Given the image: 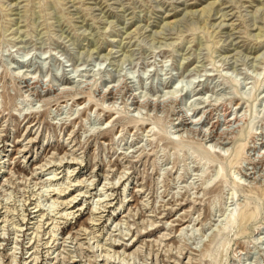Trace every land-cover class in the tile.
Masks as SVG:
<instances>
[{"label":"rangeland","instance_id":"rangeland-1","mask_svg":"<svg viewBox=\"0 0 264 264\" xmlns=\"http://www.w3.org/2000/svg\"><path fill=\"white\" fill-rule=\"evenodd\" d=\"M0 238V264H264V0H0Z\"/></svg>","mask_w":264,"mask_h":264},{"label":"bare ground","instance_id":"bare-ground-1","mask_svg":"<svg viewBox=\"0 0 264 264\" xmlns=\"http://www.w3.org/2000/svg\"><path fill=\"white\" fill-rule=\"evenodd\" d=\"M71 80V79H70ZM25 83H26V87L28 88V89H30V90H36V87H37V85L35 84V82L34 83H30L29 81H25ZM70 84V83H69ZM114 87H115V85H114ZM111 88L110 90H106L105 92L106 93H104L103 94V92H102V97L104 98V99H108V100H115L116 99V96L119 94V92H120V90H119V88L117 89L116 87L115 88ZM65 88V87H64ZM67 88V87H66ZM64 90V89H63ZM62 90V91H63ZM67 90H69V89H67ZM60 91V92H59ZM64 91H66V90H64ZM72 91V90H71ZM83 92V91H82ZM176 92V91H175ZM55 94L54 95H59L60 93H62L61 92V89H58V92L57 91H55L54 92ZM74 93V92H73ZM173 93V92H172ZM37 94H38V96H42L39 92H37ZM55 97H57V96H55ZM45 101H46V99H44ZM134 100H135V97H134ZM76 102H78V100H76ZM135 104H137V101H136V103ZM138 104H139V102H138ZM139 105H141V104H139ZM212 112V111H211ZM227 115V114H226ZM225 115V116H226ZM181 118V117H180ZM178 119V118H177ZM223 121V120H222ZM233 123H235V122H233V120L232 119H230L229 117H225V119H224V124L223 125H226L227 127H226V129L225 130H223V131H220V127H221V125H222V123H221V121L220 120H218V121H216V122H214L213 123V130L210 132V138H212V139H216L217 141H219V143H221V144H226L227 142V139H228V137H229V134H230V131H229V127H231V125H233ZM191 124H193V122H190L185 116L183 117V118H181L180 119V121H179V123H178V125L180 126V127H187V126H189V125H191ZM236 124V123H235ZM193 127V126H192ZM185 129V128H184ZM187 129V128H186ZM191 129V128H190ZM211 130V129H210ZM24 151V150H23ZM61 162H63V161H61ZM79 164L78 162H65L64 163V165H62V166H59V168H61V167H66V168H68V169H70L73 165H75V164ZM45 166V165H44ZM52 168V167H51ZM51 168H49V169H51ZM27 171V170H26ZM63 171H65V170H63ZM61 172H59V173H56V174H60ZM71 174H73V171L71 172ZM71 177V176H70ZM54 179V178H53ZM55 180H59L58 178H55ZM126 180H128V178H126L125 180H123L120 184H112V187L110 186V187H108V189H107V191L105 192V193H101L100 194V196H103L104 194H108L107 192L109 191V190H111L112 192H117L119 189H121V187H122V185L124 184V182H126ZM52 181H54V180H52ZM76 185V184H75ZM84 187H87V188H89V185H87V186H84ZM93 189H96L97 190V187H95V188H91L90 190H88L87 192H91ZM51 191V190H50ZM54 194H53V196H58V198H64L63 200V204H66V206H65V208H63L62 210H60L57 214H59V213H62L64 210H65V212L67 211V209H77L76 210V212H78V211H82V207L81 206H83V205H81L80 203H81V201H82V199L83 198H85L86 196L85 195H82V192L80 193V194H76L77 196H75V195H73L74 193L73 192H67L66 190H62L61 192H55V191H52ZM51 193V192H50ZM82 195V197L80 198V199H78V197L79 196H81ZM69 196H70V200H69ZM107 196H109V200H104V201H102V202H100L99 203V206H102V207H107V204H109L110 203V205L108 206L109 208H114V206H113V200H115V199H117V196L115 197V198H110L111 196L110 195H107ZM88 197V196H87ZM58 201V200H57ZM66 202V203H65ZM27 203V202H26ZM104 203H106V205L104 204ZM35 204V203H34ZM28 206L26 207V209H25V211L27 212V214H24V215H27L28 216V220L25 222V221H23V223L21 224L22 226H26V229L24 230V229H22V228H15L16 229V232H23V236H24V240L22 241V243L25 241V239H26V232L27 231H29L30 229H34L35 228V226H33L32 228H28L29 226V223H32V222H30V220H33V219H37L38 217H44V215H45V212H44V210L40 207V205H36L35 207H34V209L33 210H31L30 208H29V206H31V205H33L32 204V202H30V204H27ZM98 206V207H99ZM86 209H87V207H86ZM96 209H99V210H101L102 208H96ZM55 211V210H54ZM94 211V210H93ZM92 211V214H94L95 215V217L93 218L94 220H97V216L99 217L100 216V220L101 219H103L101 216H103L102 214L104 213V211L105 210H102V211H100L99 213L97 212H93ZM109 211V210H108ZM121 212V211H120ZM49 214V213H48ZM47 214V215H48ZM71 214H74L75 215V213H66V216H69V215H71ZM247 214H248V212H246L244 215H243V217L244 218H246L247 217ZM32 215H34V216H32ZM50 215V214H49ZM54 215V214H53ZM65 215V214H64ZM143 215V214H142ZM63 215H61V217H62ZM117 216L119 217V213L117 214ZM249 216V215H248ZM58 217V216H57ZM57 217H55L54 216V218H57ZM60 217V218H61ZM64 218H66V217H64ZM68 218V217H67ZM23 219H26V218H23ZM22 219V220H23ZM47 219H49V218H47ZM69 219V218H68ZM230 220V219H229ZM102 221V220H101ZM179 221V223H177L176 225H174V227H175V229H177L179 226H181V225H183L184 223H185V220L183 219V218H181V219H179L178 220ZM105 222V221H104ZM104 222H102V224L104 223ZM36 224H38V222H36ZM35 225V224H34ZM41 225V224H40ZM38 226V228L35 230V232L37 231H39L38 229H40V227L41 226ZM43 225V224H42ZM97 225V224H96ZM182 227H184V226H182ZM173 229V228H172ZM40 232V231H39ZM38 235V234H37ZM37 237V236H36ZM2 238V237H1ZM1 238H0V240H1ZM4 240H5V238H4ZM31 240V239H30ZM38 240V239H37ZM56 241V240H55ZM46 244V243H45ZM135 244H136V242H134L133 244H124V243H122V244H114L117 248H121V247H124L126 250H131L134 246H135ZM42 246V245H41ZM43 247H45V246H43ZM46 248V247H45ZM25 249V248H24ZM38 250V249H37ZM36 251V250H35ZM37 253V252H36ZM35 252L34 253H32L30 256H29V258L30 257H32V255L33 254H36ZM22 258V257H21ZM38 257H35L34 258V260L33 261H38L39 259H37ZM124 259V258H123ZM103 260V259H102ZM115 262H117V261H115ZM120 263V262H119ZM31 264V263H30ZM38 264H39V262H38ZM107 264V263H106ZM122 264V263H121Z\"/></svg>","mask_w":264,"mask_h":264}]
</instances>
